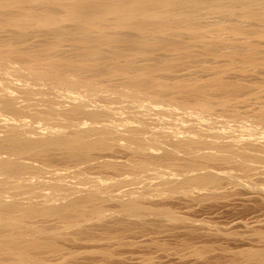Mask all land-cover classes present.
<instances>
[{
	"label": "bare ground",
	"instance_id": "bare-ground-1",
	"mask_svg": "<svg viewBox=\"0 0 264 264\" xmlns=\"http://www.w3.org/2000/svg\"><path fill=\"white\" fill-rule=\"evenodd\" d=\"M47 1H49V0H46V2L40 1L39 3H36V0H0V31H2V29L4 31L6 28L9 29V33H8V31H6L7 32L6 35H8V36H6V39H3V40L1 39V38H3L4 35L2 37H0V57L2 56V58L3 57L7 58V59L6 58L0 59V63L2 62L0 64V116L1 115H3V116L10 115L11 117L13 116L14 118L12 117L11 121H13V119L17 120L18 118L25 117V119L27 118L29 120L28 121L26 119L27 122H34V124L37 123V124L50 125L51 128H49L48 130L56 132L54 134H51V133L47 134L48 130L46 133H44L43 131H45L46 129L45 130L42 129L43 131L41 130V133L39 132L40 135L34 136L31 134L34 130L32 132L28 131V128L26 129L27 125L25 126L23 124L25 127H23V125L19 126L20 124H22L20 121H19V123H20L19 125L10 126L11 128L8 125L6 127V124H5V128H3L4 124L2 125L3 126L2 128L0 127V133L3 132L0 135V264H77L76 263L77 262L76 257H77V253H78L77 251H84L85 247H84V250H81L82 249L81 246H80V249L75 248V246H76L75 242L78 241L76 239H79L82 235H83L82 237H84V238L89 235L88 237H86L87 239H89L90 237L93 238V239L90 238L88 240L89 242L91 240L96 241L94 245L97 244L96 246H98V247H100L99 246L100 244H103L102 241H104L105 238L102 240L101 239L102 237H100V239L102 240L101 241L99 239V237L97 236L99 234L92 233L93 234L92 235L90 233L91 230L97 231V228L95 226H91L93 224L91 221H94L95 219H97L101 223L102 217H103V219H104V217L105 218L111 217L112 219L110 222L117 225V226L114 225L115 226L114 230L119 231V230H121L122 227H124V229H125V227H126L125 224H127V222H126L127 220H128V222L129 221L131 222V220H129V219L123 221L122 220L123 217H124V219L125 218H130V219L134 218V220H135V218H142L144 221L145 217H147V216L158 217V218L163 217V219L166 217V219H167V217L168 216L170 217V214H171V218L172 219L175 218L174 214L176 212L173 211V214H172L171 211L173 209L170 210L168 205H167L168 208L162 207V206H160V207L159 206H156V207L153 206L152 207L149 205V203L147 201L151 200L152 196H154V194H156V192L150 193V190L148 192L147 190L142 189L145 192L138 193L139 192L138 191L137 193H133V192L129 193V194L125 193V195L123 192H121V193H123L122 196H120L121 193H119V192H118V195H114L115 193H113V194L110 193L111 195H108L109 193L102 194V193H100V191H97V190H88V194L83 193V195H81V193L83 192L81 190L82 189V187H81V188H79V190L82 191L81 193L79 192L80 195L77 193L76 194L77 196L76 195L73 196L74 193L67 194L69 192L70 188L68 189L67 187L64 186L65 187L64 189H66V191L68 189V192L66 194L65 193L62 194L61 190H63V188L60 189L61 192L59 191V189H57V190L54 189L56 192L59 191L61 193V195H57L58 197H56V195L55 196L53 195V194H56L55 191H54V193L52 192L53 193L52 194L51 192H48L49 190L48 191L46 190L47 187H49L51 185H49V180L47 179L48 180L47 181L45 179V178H47L45 175L50 174L52 169H55V168H53L54 162L52 159H57V161L62 160L63 162L68 161V162H71L72 164H76L79 166H85V167H90L94 164L98 165V163H99L101 167H104V168L107 167V169L111 168L112 171L114 169V171H118V172L124 171L125 169L126 170L129 169V171L130 170H133V171L136 170L137 171V170H142V168L146 169L145 167L149 168V166H151L150 169H152L154 166L155 167L154 170H158L159 169L158 167H160V168L164 167L167 169V170L164 169L165 171H170V172L172 170L171 168H173V167H174V170H175V168H179V167L182 168L183 167V168H185L183 170L184 172L185 171L192 172L191 170L196 168V165H197L198 161H200V160H205L206 162L208 161V162H211L214 164H216V162L217 163L218 162H220V163L226 162L227 163L228 158L230 159V156H233L232 155L233 153H231L230 156L225 157L223 155V153L221 155H219V154H217L218 152L215 153L214 151H207V150L203 151L202 149H201L202 150L201 151L200 148H203V149L211 148L210 147L211 145L215 147V144L217 142L216 141L213 142L214 140H210V141H208L206 139L204 140L200 137L194 138V137L190 136L189 134L188 135L184 134V133L182 134L180 131H178L176 133L175 132H162V133H160V135L152 134L149 137L146 136L147 138H143L144 136H142V138H139V137H132V136H134V133L136 134L137 132H138L137 134H139L138 136H140V134L143 133L142 131H144V129L141 131L140 130L138 131L135 128H133V129L131 128L130 132H132V136L130 135V137L128 138V143H127L126 142L127 138H125L126 140L124 141V138L122 139V137H121L122 136L121 133L120 134L118 133L117 135H115V133L113 134V131L111 129H109L112 131V132H110L107 128L108 125L107 126H104L103 124L97 125V123H99V122L100 123H106V124H108V122L109 123L113 122V121H111L112 116L109 115L108 113H106L107 111L103 112L102 111L103 109H99L100 105L103 104V103H101V100H97L94 98L96 103L93 104V103H90L87 101L85 102L84 100H83V102H79V103H76L75 101H71V100H67V99L66 100H64V99L60 100V99H56L57 96L55 98L53 96L54 99H49L52 97H47L46 96L47 91L45 92L44 91L45 89L43 91H40L41 88L38 91V93H41V92L44 93L45 92V94L43 96H46L48 99H46V100L44 99L42 101H45L46 103L44 102V104H42L39 102L38 104H36L35 100L34 101L32 100L33 97L31 94H33L35 96L36 95L35 93H37V89L34 90V88L32 89L33 91L31 89L29 90V88L24 89L23 91L20 90V96L22 99V100H20V97L17 96V94H16L19 91L15 88V86H13V84L7 83L8 81L7 82L5 81V79L7 77H10V75H11V73H9L10 75H7V77H6L5 74H2V72L6 73L5 69H6V71L8 69H11V68L12 69L14 68V70H15V68H16V70H19L18 67L22 65V67L24 66V69H22V67L20 69H22L23 71L24 70L30 71L31 73L33 72L38 76V78H41L43 80L48 79V80L58 81V84L59 83L60 84H67V86L70 84H73V83L63 80L65 78L70 77V75H66V76L64 75V77H63V74H65L64 72H66V73L71 72V74L75 73V74H77V76L78 75H94V76H98V77H100L101 75L103 76V74L110 76V73H112L111 75L114 76V73H118V76L121 75V76H123V78L128 77L127 75H129L128 78L132 83L129 80L125 79L129 82L128 85L126 84L127 86L130 85L132 87V86H135L133 84H136L135 87L139 88L140 84L142 85V83H143V86H146L145 88H147V85H149L151 83L150 81H152V79H153V81H154V78L157 80L159 79L155 75L156 72H158L157 71L158 69L160 72V76L163 77V74H161L163 72L162 68L164 69V67H165L164 72H167V67H170V69H174L176 67H173V68H171V67L172 66L178 67V64H181V66H183L190 59H192V60H190L191 62L198 59V58L201 60L202 58H200V56L201 57H204V56H207V57L212 56L213 57L214 56L218 59V61L219 60L222 61L223 57L225 59H226V57L230 58V59H234V60H236L235 62L239 61L238 59H240L241 62H238V64L236 66L241 65L242 61L243 62L245 61L246 63H250V62L253 63L254 68H255V63L258 65L261 63V62L257 63V61L258 62L264 61V53H263L264 49H261V50H263V52L261 50H259L261 45H259L260 40H259V42L256 41L257 37H255L256 39L254 38L253 40L251 38L248 39L245 37L244 38L245 41L248 40L249 43H252V44H249L248 42H246L249 45H246L245 41H244V45L242 44V45L238 46L233 41L235 38L242 35V33L240 34V32H241L240 29L242 28V26L245 27L244 24L246 21L242 22L240 24V25H242L244 23L241 26V28L239 27V29H238V27H236V25L238 26V23L237 24L235 23V25H234L238 29V32L240 35H238L236 37V34L238 32L235 31L236 34H234L232 32H230V34H229V36L232 34L233 38L232 37L229 38L228 35H227L228 38H224L220 33L225 34L226 32H229V31H227V29H225L226 30V32H225L224 27H222V25H221L225 19L222 21V23H220L221 22L220 21L219 22L220 24H218V25L215 24L218 20H214V19L212 20V23L215 24L216 27L218 26L217 28L213 27L214 25L212 24L213 25L212 26L211 23H210L211 28L209 27L210 25L208 26L207 24H204V18H205L206 23H207V20L210 22L208 16H206L209 14V10H208V13H206L205 17H204V13L206 11L205 12L203 11V14L200 12L201 15L203 16L202 21L201 20L200 21L203 22V24L209 28L208 30H206V32H208L210 29H211V31H213V29L217 30L219 28V26H220V28L218 29V31H216V30L213 31V33L210 31L212 33V35L209 34L210 32L209 33L205 32L206 33L205 36L203 34V36L200 37V39L203 40V39H206L208 36H212V37H210L208 42L206 40H204L206 42H202V43L200 42L201 45L197 46V44H196V46L200 47V49H203V51L199 50L200 52L197 54L198 50L196 49V46L193 45L194 42L191 45H189L190 44L189 40L193 41L194 40L193 38H190L189 40L187 39L188 41L184 43V41H186V38H188V37H186L188 34L187 33L188 30L185 31L187 33L185 35L183 33L184 30H186L188 28L192 30L194 28L193 27L194 25H195V30H197L198 33H201L203 30L205 31V29H207L206 26L204 27L205 29H202L204 25L201 24V22H199V24H197L198 23L197 21H199L197 19H199L200 17L196 18V19L194 18L195 16H198V15L200 16V13L198 15H196V13H198L201 10L200 7L197 8L198 11H197V9L195 10V6L197 5L195 3L201 2L202 0H179L180 3L181 2L188 3V4L191 3V5H192L191 6V13H192V10H195V11H193L195 16L192 15V17L191 16L188 17V11L189 10H188V7H186L184 5H183L184 8H182V6L180 5L179 10L181 9L182 13L187 11L185 13V16L181 17L182 14L181 15L179 14L181 11L179 13L176 12L178 10V8L176 7L178 2H176V5H175V1H177V0H74L73 2L71 1V3H65L67 1H65L64 3H61L59 1L58 3H61V4H59L60 6L58 5L60 7V9L59 8L57 9V6H52L51 4L53 2L51 3V2H47ZM216 1L217 0H215V2ZM222 1L226 3V1H228V0H226V1L220 0V2H222ZM230 1H231V3H232V1L234 2V0H229V2ZM249 1H252V0H249ZM249 1L244 0V2H249ZM255 1L256 2H253V3H257L258 0H255ZM173 2H174L173 7L175 10L173 13H175V16L177 13L179 15V16L177 15L178 17H174L173 13H171L172 15H170V13H169L170 11L167 12L168 7L165 8V6H166L165 4L173 5L172 4ZM207 2L208 3L210 2L209 5L212 6L213 3L211 4V2H214V0H210V1L209 0L208 1L203 0L202 1V3H205V5ZM215 2H214V5L212 8H214ZM217 2H218L217 4L220 3L219 1H217ZM236 2L238 3V1H236ZM244 2H243V4H245ZM55 3L56 2H54V4ZM225 3H224V5L223 4L222 5L225 6ZM240 3H241V0H240ZM262 3L263 2H261V4ZM188 4H186V5L189 6ZM200 4L198 3L199 6H200ZM221 4H219V6H222ZM243 4H242V6H243ZM259 4L260 3L258 1V5L255 4V6L257 7V6H259ZM163 5H165V6H163ZM203 5L204 4H201V7H203ZM205 5H204V7H205ZM209 5H206L207 8L209 7L210 9H212ZM226 5H229V3L227 2ZM233 5L234 4L232 3V6L230 5L228 7L234 8ZM235 5H237V4L235 3ZM54 7H56V8H54ZM204 7L202 10L205 9ZM225 7L228 8L227 6H225ZM225 7H223L224 10H225ZM239 7H240V5L239 6L237 5V8L235 6L236 9H238ZM256 7L253 6V9L255 8V10H252V8H251L252 11H249V13H248L250 16L247 15L248 17H246L244 19V20H248L247 18L252 17V22L254 21L253 22L254 25L251 22L252 26H253L252 30H255L254 29L255 26L258 27V26H260V24L264 25L260 22L261 20H263L261 18H264L263 17L264 16V11H263L264 6H260V7H262L260 9L261 10L263 9L262 10L263 12L261 10H256ZM175 8H177V9H175ZM223 8H222V11H223ZM231 8L227 9L228 11L225 10L228 13V15H227V13H225L223 11L224 14L226 15V17L231 15L230 18H232L234 16V15L232 16V14L233 13L236 14L235 12L240 10V9H238V10L234 9V12H233L232 11L233 8L232 9ZM170 9H172V8H170ZM183 9H184V11H183ZM214 9L216 10V8H214ZM245 9H247V8H245ZM249 9H247V10H249ZM60 10L63 12V13L61 12L62 14H59L57 12V11L60 12ZM217 11H218V9H217ZM229 11L230 12L232 11L231 12L232 14H230ZM212 12H213V9H212ZM212 12H210V14L215 15L214 14L215 11H214V13H212ZM218 12H220L219 16L217 14ZM218 12H216L215 16H217L218 18L221 16V18H222L223 13H221L220 7H219ZM244 14L246 15V13H244ZM183 15H184V13H183ZM225 15L223 16L224 18H226ZM242 15H241V18L243 19L244 15H243V17H242ZM25 16L29 17V20H30L29 25L30 26L26 27V26L22 25L24 23V21L21 22V20H24ZM22 17H23V19H22ZM210 17H211V15H210ZM227 18H229V17H227ZM241 18L236 19V20L239 22V20ZM253 18L260 20V21L257 20L259 22L258 23L259 25L255 23L257 21H255ZM27 20H28V18H27ZM219 20H221V19L219 18ZM214 21H216V22L214 23ZM226 21H229V20H226ZM230 21H233V20H230ZM262 22H264V21H262ZM231 23H233V22H231ZM249 23H250V21H249ZM223 24L225 25V22ZM233 24H231V25L233 26ZM26 25H28V24H26ZM178 25H182L184 27V30H182L183 28H181ZM196 25H197V27H196ZM201 25H202V27H201ZM226 25L228 26L227 23H226ZM248 25L249 24L247 22V27H248V29H250L251 24H250V28ZM230 26H228V27L231 28L232 26L231 27ZM179 27L182 31H176L175 32V30H176L175 28H177V30H179L178 29ZM185 27H186V29H185ZM235 27H233V28L235 29ZM198 28H199V30H198ZM200 28H201V30H200ZM221 29H223V31H221ZM242 29H245V28H242ZM248 29L243 30V31L247 32ZM257 29H259V32H261V31L263 32V30H261V28H257ZM195 30H193V31L196 33ZM231 30L234 31L233 29H231ZM170 31H174L175 34L177 32L178 33L182 32L181 37H179V34H177V35H178V39H180V38L182 39V37L184 35L185 36V39L183 38L184 41H182V40L179 41L177 38H174L175 37V35H173L174 33H171ZM199 31H201V32H199ZM214 32H216V33L214 34ZM253 32L254 31H252L250 33L252 34ZM255 32H256V34H255L256 36L261 37L260 35H262V36L264 35V32L263 33L261 32V34L257 30ZM159 33H160L159 36L164 35L163 38H160V37L156 38ZM250 33L248 32L247 34H250ZM2 34H3V32H2ZM156 34H157V36H156ZM165 34L170 35V36L169 37L167 36L166 38H164ZM35 35H36V37H40L41 39L39 38L40 40H36V41L34 39V41H32V42L35 44H33V45L25 43L26 40H27V42H29L31 40V37L28 38L29 36L34 37ZM190 35H191V33H190ZM213 35L216 38L213 39V41H210L212 38H214ZM243 35H246V33ZM172 36H174V37H172ZM192 36L193 35H191V37ZM194 36H195V34H194ZM225 36H226V34H225ZM7 37H9V38H7ZM170 37L173 39H171ZM197 37H198L197 39L195 38L197 40L196 42H198V39H199V36H197ZM202 37H205V38H202ZM167 38L171 39V40H168ZM261 38L264 39V36ZM174 39H177V40H174ZM200 39H199V41H200ZM227 39L228 40L233 39L232 41L234 43H230L232 41L230 40V42H229ZM250 39H251V42L249 41ZM172 40H174V41H172ZM235 40H237V39H235ZM66 41L70 42L69 48H68V46H69L68 42H67L68 46L66 48V44H65ZM254 41H256L257 45L259 46L258 51H256V50L254 51V49H252V47L250 46V45L256 44V42H254ZM186 43H189V44H186ZM27 45H29V46H27ZM249 46L251 48H249ZM194 49H196V50H194ZM193 50L197 51V52H195V54L199 55L198 58L194 54ZM158 51L169 52L174 57H173V59L169 60V57L171 55L168 54L167 55L168 58L166 56H163L164 57L163 60L159 59V61H158V59H156L157 63L154 64L153 63V61L155 60L154 58H158V57H156V56H158V54L156 56H154V55ZM201 52H202V55L200 54ZM162 53L163 52H161L160 55H164ZM262 53H263V55H262ZM165 57H166L167 61H166ZM195 57H196V59H195ZM204 60L205 59L203 58V61ZM211 60H212V58H211ZM226 60L228 61V59H226ZM137 61H139V62H137ZM198 61L196 60V62H198ZM215 61H217V60H215ZM227 61H226V63H229V61L231 62L232 60H229L228 62ZM27 62L31 63V65L30 64L26 65ZM206 62H207V60H206ZM182 63H184V64L182 65ZM219 64H220L219 66H221L220 62H219ZM222 64L224 65L222 67L225 70V66L227 67V64L225 65V62H223V61H222ZM243 64L245 67L249 65V64L245 65V63H243ZM262 64L264 65V62ZM42 65L43 66L46 65L48 68L50 66H51V68L55 67V70H53V71H56L57 68L59 71H60V69H62L63 73L60 76V75H58L59 71H58V73L56 72L57 73V75L55 74L57 76V78H56V76L54 77L52 74H50L52 70H49L47 68V70H49L48 72L50 74V75H48V73L45 72V70L43 71L42 69H39ZM207 66H208V64H207ZM216 66H218V64H216L214 66V68L212 66L210 68L208 67V69L211 70V68H213V70H214ZM244 66L239 67V68H241V69L243 68L242 71H245L246 69H248V67H246V69L244 70ZM204 67H205L204 69L208 70L206 66H204ZM230 67L232 68L231 64L229 65V67H227V69L229 70ZM261 67L262 66L260 64V69H261ZM1 68L4 71H2ZM43 68L46 69V67H43ZM179 68H181V67L179 66ZM216 68H217V69H215L216 72L218 71V69L219 70L221 69L218 67H216ZM249 68H253V66L252 67L249 66ZM258 68L259 67H257V69L255 68L254 70L255 71L260 70ZM263 68H264V66H263ZM12 69H11V72L13 71ZM235 69H236V67H235ZM222 70L223 69H221L219 72L221 73ZM237 70L239 71L238 68H237ZM248 70H246V71H248ZM254 70L251 69L252 72ZM172 71H170L168 73H171ZM176 71H179L178 68ZM198 71H199V69H198ZM200 71H201V69H200ZM263 71H264V69H263ZM159 72H158V74H159ZM219 72L217 73V76H218V74H220ZM230 72L233 74L234 71L233 72L230 71ZM201 73H202V71H201ZM204 73H206V72H204ZM223 73L225 74V72H223ZM223 73H221V75H223ZM242 73H239V74H242ZM256 73H257V71H256ZM6 74H8V73H6ZM53 74H54V72H53ZM73 74H72V76H73ZM123 74L124 75L127 74V75L124 76ZM207 74H209V73H207ZM211 74L213 75V77H215L214 76L215 73L213 74V72H212ZM211 74H209L210 77L212 76ZM227 74H226V77H227ZM147 75H148L150 81H149V79L147 80V77H146L145 79L147 80V82L149 81V83L145 85L144 83H147V82L146 81L144 82L143 77H145ZM164 75H166V74H164ZM58 76H60V77L58 78ZM190 76H192V75H190ZM197 76H199V75H197ZM29 77H27V78H29ZM103 77H102V79H103ZM105 77H107V76H105ZM115 77H117V75ZM167 77H169V76H167ZM175 77H178V74H177V76L175 75ZM22 78H24V77H22ZM109 78H111V77H109ZM192 78L194 79L193 76H192ZM219 78L218 77H217V79H216V77L212 78L215 80H213V81L211 80L212 82L210 80H208V83H206L207 80L202 79V78H200V79L198 78L199 81L202 79V80H204V82L202 80L200 81V82H203V83H201L202 86L200 84H198V85H200L199 88H201L202 90H200V89L199 90L197 89V90L203 91V92H200L201 95H205L203 93L205 91H207V89L209 91H210V89H213V90H215V93L216 92H221V94L225 93L228 96L226 95L227 96L226 97L225 94L222 96L223 97L225 96L229 100V102L231 99H232L231 101H233V97L236 94H238L240 92L244 93V90H245V93H247L246 89H244V87L242 86L243 84L242 85L237 84L236 81L234 82V80L232 81V83H230L231 81H229V83H227L224 80V79H226L225 77L224 78L221 77L223 79H221V78L219 79ZM18 79L20 81L21 78L18 77ZM26 79L24 78L25 81H26ZM112 79H113V77H112ZM118 79H119V77H118ZM160 79H162V78H160ZM184 79H187V78L185 77ZM188 79L185 80V81H187V83H188ZM193 79L190 78V80H193ZM206 79H209V78H206ZM13 80L18 81L17 78H14ZM125 80H122V81L124 82ZM157 80L154 81L155 84H156V82H158ZM38 81H39V79H38ZM175 81H176V83H178V84L174 83L176 85V89H175V85H173L174 91H176V92H179L180 89L183 90L185 88V91H187V93H188L189 91L186 90L187 85L189 88H192V87H190V85H192V86L194 85L195 88L198 87V86H195L196 85L195 83H197V79H196V82H194L195 80L193 81L194 84L188 83V84H186V87L184 85V88H183V86L180 85L183 89L178 86L179 82H181L179 80V78H178L179 82L177 80H175ZM185 81H184V83H185ZM28 82L30 83V80H28ZM34 82L35 81H33V84H34ZM163 82L167 83L164 80H163ZM163 82L161 80H159L158 83L160 84ZM189 82L191 83L192 81H189ZM49 83H51V82H49ZM152 83H151V86L154 85V87H155L156 85H158V86H161V88L165 87V90L170 89L169 86H167L168 88L166 87V85H168V84L163 83V84H165V86L162 84L163 85V87H162V85H159V84L155 85L154 83L152 85ZM184 83L181 82L180 84H184ZM204 83H206V84H204ZM17 84H19V83H17ZM33 84H30V85L32 87H34ZM36 84H39V83H36ZM104 85H106V84H104ZM260 85L262 86L263 84L262 83L259 84L258 89L260 92L257 91L258 90L256 87L257 85H255L257 92L256 91L253 92V89L255 88L254 84H253V87H252L253 89H251V90L255 95H257L258 93L262 94L261 90H260V88H261ZM28 86H26V87H28ZM143 86H141V88H143ZM158 86L156 87V91L159 92V89H161V88H159L157 90ZM173 87H171V88H173ZM262 87L264 88V86H262ZM17 88H19V87H17ZM132 88L135 91V88L134 87H132ZM145 88H143V89H145ZM149 88H150V86H149ZM19 89H21V88H19ZM22 89H23V87H22ZM129 89H130V87H129ZM152 89H153V87L150 88L149 90L148 89L147 90L152 91ZM177 89H179V90L177 91ZM247 89L249 90L250 87ZM140 90L142 91V89H139V91ZM154 90H155V88H154ZM163 90H164V88L160 91L165 93L166 91L165 90L163 91ZM189 90L191 91V89H189ZM193 90L191 92H194V93L190 92L192 94L191 98L196 97V96H193V94L200 96V94H198L199 92H197L195 94V92L197 90H194V91ZM251 90L249 92H251ZM172 91H173V89H171V92L169 91L168 94L172 93ZM183 91H180L179 92L180 94L178 93L176 95L178 97H180L179 95H181ZM136 92H137V90H136ZM176 92L172 93L173 96H176V95H174V93H176ZM249 92H248V94H253L252 92L251 93H249ZM49 93H50V91H49ZM205 93H208L207 95H209L208 91ZM243 93H241V94L243 95ZM121 94H123V93H121ZM126 94H127V92H126ZM129 94L130 93L127 94V97ZM185 94L186 93L184 92L182 95H185ZM191 94H189V96ZM241 94H238L235 97L237 98V96H240ZM248 94H246V95H248ZM41 95H42V93H41ZM47 95H48V93H47ZM125 95H123L124 98H125ZM130 95L132 96V94H130ZM232 95H234V96H232ZM30 96H31V99H30L31 101H29ZM119 96H121V95H119ZM131 96H130V98H132ZM136 96H134V98H136ZM189 96H187V97H189ZM68 97H70V96H68ZM35 98L36 99L38 98L37 100H39V96L35 97ZM76 98H78V97H74V100H76ZM184 98H185V96L183 97V99ZM215 98H216V96H215ZM205 99H206V97H205ZM144 100L146 101V99H144ZM28 101L30 103L32 101L35 102V105L30 104ZM102 101H104V103H105V99ZM134 101H136V100H134ZM142 102H141V104H142ZM146 103H147V101H146ZM204 103H205V101H204ZM106 104H108V103H106ZM109 105H110L109 108H111V103ZM138 105H140V104H138ZM171 105H172V103H171ZM106 106H108V105H106ZM115 109H112V110L115 111ZM262 111L264 112V110H262ZM4 118H6V117H4ZM4 120H6V119H4ZM152 124L154 125L155 123H152ZM33 126H35V125H33ZM36 126H38V125H36ZM78 126H84V128L78 129L79 128ZM38 128L39 127H37V129ZM43 128H44V126H43ZM64 128H71V129H74V131H72V133L70 135H68L66 133V131L68 130L67 129V130H65V133L67 135H64L63 134ZM75 128H77L78 130H75ZM112 129L115 130L114 128H112ZM128 131H129V129H127V132ZM117 132L118 131H116V133ZM34 133H35V131H34ZM123 133H125V132H123ZM222 134H225V132ZM119 135H121V136H119ZM251 140L252 139H250L249 142H247L248 140L244 141V143L246 142L245 144L243 143V140H241V139H240V141H238V143H240L238 145H241V142L243 143L242 147L240 146L242 148L241 153L243 154V156L247 155V154L255 153L257 155L264 157V141L261 140V143H260V141L256 142L255 140H252V141ZM123 141H124V143H123ZM125 143H127L128 145ZM117 144H119V145L124 144V145L129 146L128 149H130L129 150L130 151L129 152L130 158L129 157H128L129 159L126 158L127 161H125V162L123 161L124 163L120 162V164H118L119 162L117 163V161L116 162L111 161L110 158H109L110 160H107L108 158L104 157L105 160H102V161L100 160V158L98 159V157H99L98 153H105V151H107V152L112 151V150H114V147ZM218 144L219 143L216 144V147H218V149H222L221 147H223L225 149L226 144H224L225 147L223 144H219V145ZM127 146H125V147H127ZM231 147H230V152H231ZM213 149H215V148H213ZM234 149H235V147H234ZM160 150L163 152H161ZM158 151L161 153L159 154ZM181 151L184 152V154L188 153L186 156L189 155V157H188V159L186 158L187 160H185V162L183 161L184 163L181 162V163L177 164L174 161V159H177L179 157V154ZM236 151H235V153H236ZM225 152H226V149H225ZM190 153L191 154L197 153L200 155L197 156V154L196 155L194 154L195 155L194 157L196 158V156H197V158L195 159L193 157L194 159H190L192 157V156L190 157V155H191ZM241 153H239V156L242 155ZM226 155H228V154L226 153ZM237 155H235V156H237ZM104 158L102 157L101 159H104ZM209 164L210 163H208V165ZM60 165H63V164H60ZM94 166H96V165H94ZM211 166H212V164H211ZM66 168H68V167H66ZM72 168H73V166H72ZM199 168H200V165H199ZM80 169H79V172H80ZM162 170H163V168L160 171H162ZM66 171H67V169H66ZM54 172H56V170ZM158 172H159V170H158ZM170 172H166V173L170 174ZM172 172H173V170H172ZM65 173H67V172H65ZM159 173L160 174H158V176L163 174L164 171L162 173L161 172H159ZM181 174L183 175L182 171H181ZM230 174H231V172H230ZM61 175H62V173H61ZM188 175L181 176V175H179V173H178V175H173V178H174L173 180L176 182L175 186L172 185V187L164 189L162 191V193L160 194L161 197L163 194H164L163 196H166L170 192H174L176 194L177 192H180L181 189H186V190L189 189V192H191V190H193V189H194V191H196L195 189H199L200 192H201V190H203V193H204V190L205 191L209 190L210 192L215 193L217 190L220 191L219 189L222 188V186H224L223 184H224V181H226V179L229 180V178H226V179L222 178L220 173H217V172L214 173V172L209 171V170L202 172L198 175L196 174L197 176L196 175L195 176H192V175L188 176ZM51 176H52V174H51ZM223 177H224V175H223ZM234 177H235V175H234ZM159 178H160V176H159ZM63 180H65V178ZM158 180L160 181L161 179H158ZM162 181H164V180L162 179ZM232 181H235V180H232ZM52 183H53V181H52ZM149 183L151 184L152 182H149ZM165 183H166V181H165ZM231 183L233 184L234 182H231ZM58 184H59L58 186H60V188H61V185L62 186L66 185L63 183H58ZM153 184H154V182H153ZM69 185H66V186L70 187ZM148 186L151 189L154 185H152V187H151L148 184ZM163 186L165 187V185H163ZM77 188H78V186H77ZM134 188H136V187H134ZM160 188H161V186H160ZM224 188H223V190H224ZM72 189L74 191L75 188H71L70 192L72 191ZM132 189L133 188H131V190ZM136 189L134 192L137 191ZM146 189H148V188H146ZM45 190L47 191L46 192L47 194L51 193L53 196L47 195L45 193ZM51 190L52 189H50V191ZM86 190L87 189H85V191ZM142 190H140V191L142 192ZM66 191H64V192H66ZM89 191H91V193H89ZM151 191H154V189H152ZM194 191H192V192H194ZM101 192H102V190H101ZM106 192H107V189H106ZM222 193H224V192L222 191ZM205 194L207 195V193H205ZM210 194H212V193H210ZM217 194H218V192H217ZM70 195L72 196V198L69 197ZM206 195H204V196H206ZM214 196H216V195H214ZM157 197H155V198L157 199ZM109 201L114 202L111 204H114L115 207H113V208H111L112 206L108 207ZM111 204L109 202V206ZM109 211H111V212H109ZM150 218H148V219H150ZM182 218L183 217H181V219ZM97 220H95V223ZM134 220H132V222ZM136 221H138V220H136ZM143 221L141 220V222H143ZM168 221H169V219H168ZM90 222L92 224H90ZM139 222H140V220H139ZM141 222L139 223V225L141 224ZM40 223L41 224L43 223L44 225H41ZM57 223H61L62 227H60V225ZM131 223H130V225H131ZM109 224H107V225H109ZM136 224H138V223L136 222ZM144 224H146V223H144ZM95 225H97V224H95ZM98 226L99 227L101 226L100 229H102V226H104V225H102V223H101ZM114 226L111 225V227H114ZM118 226L120 227V229ZM117 227L119 230L117 229ZM128 227L129 226H127V229L132 228V226H131V228H128ZM103 228H107V226L103 227ZM108 229H110V228H108ZM94 231H91V232H94ZM100 231H102V230H100ZM121 232H123V231H121ZM116 233H118V232H116ZM116 233H115V235L113 234V236L116 237V235H118V234L120 235V233H118V234H116ZM259 233H261V232H258V234L257 233H255V234H257L260 237ZM94 234H96V236H94ZM108 234L111 236V237H109V239L113 237L112 233H108ZM261 235H263V237H264L263 232L261 233ZM106 237H108V235ZM86 238L84 239V241H86ZM121 238H123V237H121ZM106 239L108 241V238H106ZM98 240L101 241L100 244L98 243ZM112 240L116 241L117 237L115 239L112 238ZM118 240H120V237L118 238ZM123 240H121V241H123ZM84 241L82 240L79 242H84ZM111 242H113V241H111V239H110V243ZM123 242H121V243H123ZM70 243H73L74 246L73 245L69 246L68 244H70ZM118 243H119V241H118ZM127 243H128V241H127ZM127 243H126V245H127ZM91 244H92V242H91ZM123 244L125 245V243H123ZM156 245H158V244H156ZM103 246L100 248L96 247L95 249L91 250V251H103L104 262L102 261V263L101 262L100 263L95 262V263L96 264H113V262H114L113 260H112L113 261L112 263H109V260H111L113 257H115V255L113 254V251H111V249H113L112 248L113 246L111 245L110 246L111 248H109V245L107 246V244L105 247H103ZM121 246H123V245H121ZM188 246L189 245L187 243L186 244L181 243V245L179 246L180 249L178 248V250L185 249L186 247H187L186 249H188ZM77 247H78V244H77ZM160 247H162V246H160ZM189 247H191V246H189ZM258 247H260V246H258ZM193 250H195V248H193ZM198 250H195L194 253H196V255L199 256L200 249H198ZM145 255H147V254H145ZM120 256H119V258H120ZM151 256H143L145 258L141 261V264H149L151 261H153L152 260L153 258H150ZM236 256H238V259H236V261H231L228 264H264V247L263 248L262 247H260V248L255 247V248H249V249L246 248V249L238 250L236 252ZM115 259H117V258H115ZM123 260H124V258H123ZM125 260H126V257H125ZM117 261H118L117 263H119V260H117ZM93 263L94 262H92V264ZM117 263H115V264H117ZM121 264H123V263L121 262Z\"/></svg>",
	"mask_w": 264,
	"mask_h": 264
},
{
	"label": "rangeland",
	"instance_id": "rangeland-1",
	"mask_svg": "<svg viewBox=\"0 0 264 264\" xmlns=\"http://www.w3.org/2000/svg\"><path fill=\"white\" fill-rule=\"evenodd\" d=\"M37 1L38 0H36V3H39L40 1L46 2V0H39L38 2ZM59 1L61 3H64L65 1H67L65 3H71V1L73 2L74 0H57V1L56 0H49L47 2H51V3L53 2L52 4L51 3L50 4L52 6H57V9L58 8L60 9V7H59L60 5L59 4H61V3H58ZM202 1L198 2V3L199 4L201 3V4L205 5V3H202ZM217 1L220 2V0H217ZM217 1L215 2V0H214V2H215L214 8H216V10L214 8H212L213 5H214V2H211V4L213 3L212 6L209 5L210 2L209 3L207 2L208 4L206 3V5H209L213 9V12H212V9H210L209 7L207 8L206 5H205V7L203 5V7L205 9L202 10L203 7H201V4L199 6L198 3H195V4L198 5V6L196 5L197 7L194 5L195 6V10L198 7H200V9H201V10L199 9L200 11L198 13H196V15H198L200 12L203 14V11L204 12L206 11L204 13V17H205L206 13H208V10H209V14H210V12L214 13V11H215L214 14L216 15V12L219 11V7H220L221 13H223L222 15L224 16L225 15L224 12L227 13L226 12V11H228L227 9L231 8V7H228V6H230V5L232 6V3L234 4L233 5L234 8L233 7H232L233 9L231 8L233 12H234V9L235 10L240 9V10L236 11L235 12L236 14H234V13L232 14L231 13L232 11L231 12L229 11L230 14H232V16L233 15L234 16L232 18H230L231 15H229V16H227L229 18H227L226 15H225L226 18H224L222 16L223 19L220 16L219 18L221 20H219V18L217 16L213 15V14H210L211 17H212L211 18L210 15L208 14L206 16H208L210 22L207 20V23H206L205 18H204V24H207L209 26L210 23H211V25H212L213 24L212 20L214 19V20H218L217 22L214 21V23L216 22L215 24L218 25V24L222 23V21L225 19L223 21V23L225 22V25L223 23L221 25H222V27H224V30L227 29V31H229V32H226V30H225L226 33L225 32L224 33L226 34V36L223 33H220V34L224 38H228L230 32L236 34V32H238L239 27L241 28V26L244 23L242 25H240V24L242 22L246 21L245 24H244L245 27L242 26V28H245V29H242V28L240 29L241 30L240 34L242 33V35L238 36V35H240L239 32H238L236 34V37L237 36L238 37L235 38L237 40H235V39L234 40L230 39V40L231 41L233 40L235 42V44L239 46V45H242V44L244 45V41H245L244 38L245 37L248 38V39L251 38L252 40L255 37H257L258 40L256 38L255 39L258 42L260 40V42H259V45H261L260 48L257 45L256 41H254V42H256V44H253L254 46L253 45H250V46L252 47V49H254V51L255 50L258 51V48H259V50L264 49L263 48L264 47V39L261 38L264 35L263 36L260 35L261 37L255 35L256 34V32H255L256 30L259 32V29H257V28H261V30H263V32H264V28H263L264 25L260 24L261 27L260 26H258V27L255 26V28H254L255 30H252V27H253L252 23L254 22V21L252 22V17L247 18L248 20H244L246 17H248L247 15H249L248 14L249 11L255 10V8L253 9V6L256 7L255 4L258 5V1H259L260 4H259V6H257L258 8L256 7V10H261L260 8H262V7H260V6H264V1L263 0H261V1L258 0L257 3H253V2H256V1L252 0L253 1L252 2V1L248 0L249 2H244V0H241V3H240V0H234V2L232 1V3H231V1L229 2V0L228 1L224 0V1H226V3L223 2V1H222L223 3L222 2L219 3V4L222 3L223 5L225 3V6H227L228 8H226L222 4H221L222 6H219V4H217L218 3ZM236 1H238V3ZM54 2H56V3L54 4ZM176 2H178L177 5H176ZM227 2L229 3V5H226ZM243 2L245 4H243ZM261 2H263L262 3L263 5L261 4ZM179 3H180L179 0L175 1V5L178 8V10L176 12L179 13L181 11V9L179 10L180 5L182 6V8H184L183 7V5H184V6L188 7V10H189L188 11V17L189 16L192 17V15H194L193 11H195V10H192L193 14L191 13V6H192L191 3L190 4L184 3V2H181L182 4L181 3L179 4ZM235 3L238 6L240 5V7L238 9H236L237 5H235ZM172 4L173 5H169V4H165L166 6L163 5V6H165V8L168 7L167 8L168 9L167 12L170 11L169 12L170 15H172L171 13H173L175 11L174 7H173L174 6V2ZM186 4H188L190 7L187 6ZM242 4H243V6H242ZM235 6H236V8H235ZM221 7L222 8L225 7L226 11L223 8V11H224L223 12ZM54 8H56V7H54ZM170 8H172V9H170ZM177 8H175V9H177ZM245 8H247V9L250 8V9L247 10ZM251 8H252V10H251ZM217 9H218V11H217ZM183 11H184V9H183ZM197 11H198V9H197ZM57 12L59 14L63 13L61 10H60V12L59 11H57ZM186 12L187 11L183 12L184 15H183L182 11L179 14L180 15L182 14L181 17H183V16H185ZM201 13H200V16L199 15L198 16L194 15L195 17L193 16L195 19L200 17L199 19H197L199 21L196 20L198 22L197 24H199V22H201L202 19H203V16L201 15ZM219 13L220 12L217 13L218 16H219ZM244 13H246V15ZM242 14L244 15L243 19L241 18ZM173 15H174V17H178L179 16L177 13H176V16H175V13H173ZM227 15H228V13H227ZM243 15H242V17H243ZM27 18H28V20H27ZM239 18H241L242 20L240 19L241 21L239 20V22H238L236 19H239ZM22 19H23V17H22ZM253 19L255 21L259 20V19H256V18H253ZM261 19H263V20H261V21L259 20V21L262 24H264V22H262V21H264V18H261ZM226 20H229V21H226ZM230 20H233V21H230ZM22 21H24V23L22 25H24L26 27L30 26L29 25L30 24L29 17L25 16L24 20H21V22ZM249 21H250V23H249ZM231 22H233L234 24L231 23ZM247 22L249 24L248 25L249 28H250V24H251V28L250 29H248V27H247ZM226 23L228 24V26H230L231 24H233V26L231 25L232 27L230 26L231 28H229L226 25ZM235 23L236 24L238 23V26L236 25V27H238V29L234 26ZM255 23L258 24L259 22L257 21ZM26 24H28V25H26ZM201 24H203V22H201ZM215 24H213L214 26L213 25L212 26L217 28L218 26L216 27ZM211 25L209 26L210 28H211ZM253 25H254V23H253ZM178 26H180L181 28H183L182 30H184V27L182 25H178ZM205 26L206 25H204L202 29H205L204 28ZM180 27L178 28L179 30H177V28H175L176 29L175 32L176 31H182L180 29ZM193 27L194 28L192 30L189 29V28L186 29V27H185L186 30H184L183 33H184V35L188 33L187 36H186V37H188V38H186V41L183 40V38L185 39L184 35H183L182 39L181 38L178 39V35L177 34H179V37H181L182 36L181 35L182 32H179V33L177 32L176 34L174 33V31H170V32L174 33L173 35H175V37L174 36H172V37L177 38L179 41L182 40V41H184V43L187 42L190 38H193L194 39L193 41L189 40L190 44L189 43H186V44L191 45L194 42L195 44L193 43V45H195V46H196V44H197V46L201 45L200 42L201 43L202 42H206V41L208 42L210 37H212V36H208L207 35L209 38L207 37L206 39L201 40L200 37L203 36V34L205 36L206 33H209L211 31V29L208 32H206V30L209 29L206 26L207 29H205V31L204 30L202 32L199 31V32L202 33L201 34V33H198L197 30H195V25ZM196 27H197V25H196ZM201 27H202V25H201ZM233 27H235L236 30ZM219 28H220V26H219ZM218 29L217 30L213 29V31H215V30L218 31ZM231 29H233L234 31H232ZM247 29H248L247 32L243 31V30H247ZM187 30H188V32L186 33L185 31H187ZM193 30H195L196 33ZM198 30H199V28H198ZM200 30H201V28H200ZM4 31H3V29H2V31H0L1 32L0 33V35H1L0 37H2L4 35L3 38H1L2 40L6 39V36H8V35H6V33H7L6 31H8V33H9V29L6 28ZM213 31H211V32L213 33ZM221 31H223V29H221ZM252 31H254V32L251 34L250 32H252ZM2 32H3V34H2ZM211 32L209 33L210 35H212ZM244 32L246 33V35H243V34H245ZM248 32L250 34H247ZM261 32H259V33L261 34ZM190 33H191V35H193L192 37H191ZM215 33L216 32H214V34ZM194 34H195L196 37L194 36ZM159 35H160V33L158 34V36L156 34V36H157L156 38H158V37L163 38V36H164V35L163 36H159ZM167 36L169 37L170 35H166L165 34L164 38H166ZM197 36H199V39H200V41L198 39L199 43L196 42L197 41L196 39L198 38ZM30 37H31V40L29 39L30 40L29 42H27V40H26L25 41L26 44L33 45V44H35V43L32 42V41H34V39H35V41L41 39L40 37H36V35L34 37L33 36H29L28 38H30ZM213 37L214 38H212L210 41H213V39L216 38L214 35H213ZM231 37L233 38L232 34L229 36V38H231ZM7 38H9V37H7ZM202 38H205V37H202ZM171 39H173V38H171ZM171 39H168V40H171ZM177 39H174V40H177ZM251 39L249 40L250 42H251ZM174 40H172V41H174ZM204 40H206V41H204ZM230 40H228V41L230 42ZM233 41L230 42V43H234ZM67 42H68L69 46L67 45ZM246 42H248V40L245 41L246 45L252 44V43H249V42H248L249 44H247ZM65 44H66V48H67V46H68V48L70 47V42L69 41H66ZM27 46H29V45H27ZM197 46H196V49L198 50V52L194 51V50H196V49H194L193 50L194 54H195V52H197V54H198L201 50L203 51V49H200V47H197ZM250 46H249V48H251ZM261 51L263 52V50H261ZM161 52H163L162 54H164V55H160ZM263 53H262V55H263ZM157 54H158V56H156ZM168 54L171 55V53H169V52L158 51L154 55V56H156L158 58H154V59L155 60L158 59V61H159V59L163 60L164 59L163 56L167 57ZM197 54H195V55L198 58L199 55H197ZM200 54L202 55V52ZM166 57H165V59H166ZM173 57L174 56L171 55L169 57V60L173 59ZM208 57L207 56H204V57L200 56V58H202L201 60L199 58L196 59V57H195V59L197 61L199 60L198 62H196V60H194V61H192L193 62L192 63L190 61L192 59H190L187 62L185 61L186 64L182 63V65L184 64L183 66H181V64H178V67L177 66H172L171 68L176 67L174 69H170V67H167V72H164L165 71L164 70L165 67H164V69L162 68L163 72L161 73V74H163L164 78L162 76H160V72H159V69H158L157 71L159 72V74H158V72H156L155 75L159 79L157 80V79L154 78V81L157 80L159 82V80H161L163 82V80H164V81L167 82V83L163 82L165 84H168V85H166V87L169 86L170 89H167V90H165V87H163V85L165 86V84H163V83L159 84L158 82H156V84H159V85L163 84L162 87L166 91L165 93L160 91L163 88H161V86L156 85L154 83L153 79H152V81H150L148 75L143 77L144 78V82L145 81L147 82V80L149 79V81L151 83L153 82L156 86L154 87L153 83H152L153 86H151V83H150L149 85H147V88H145L146 86H143V83H142V85L141 84H140V86L138 85L139 88H136L135 87L136 84H133V85H135V86H132V87L135 88V91H134L133 88L130 85L127 86L129 84V82L127 81V80H129V78H128L129 75H127V74H125V75H127L128 77H125V78H123V76H121V75L118 76V73H114V76L111 75L112 73H110V76L103 74L104 77L101 75L103 77V79H102L101 76L100 77L94 76V75H78L77 76V74H75V73H74L75 75L72 73L73 74V76H72L71 72L67 71L68 73L64 72L65 74H63V77H64V75L65 76L66 75H70L71 78L69 77V78H65L63 80L73 83V84H70V85L67 86V84H60V83L58 84V81L48 80V79L47 80H43L41 78H38V76L35 73H33V72L31 73L30 71H27V70H24L25 71L24 72L22 70V69H24V66L22 67V65L18 67L19 70H16V68H15V70H14V68L13 69L11 68L13 70L12 72H11V69H8L7 71L5 69V72L8 73V74L2 72V74H5L6 77H7V75H10L9 73H11L10 77H7L5 79V81L6 82L8 81L7 83L13 84V86H15V88L19 91L16 94H17V96L20 97V100H22L21 96H20V90L23 91L24 89H28V88H29V90L30 89L32 90L33 88H34V90L37 89V93H35L36 95L38 94L37 96L36 95L34 96L33 94H31L32 97H33L32 100L33 101L35 100L36 104H38L39 102L44 104L45 101H42V100L48 99L47 97H52V98H49V99H54L56 96H57L56 99H60V100L61 99L62 100L63 99L66 100L67 99V100L75 101L76 103L83 102V100H84L85 102L87 101V102L95 104L96 102H95L94 98L97 99V100H101V103H103V104L100 105V107L98 106L99 109H103L102 110L103 112L107 111L106 113H108L109 115L112 116L111 121H113V122H110V123L108 122V124L100 123V122L97 123L96 122L97 125L98 124H101V125L103 124L104 126L108 125V127H107L108 130L111 129L113 131V134L115 133V135H117L118 133L119 134L121 133L122 136L121 135H119V136H121L122 139L124 138V141L126 140L125 138H127V140H126L127 143H128V138L130 137V135L132 136V132H130L131 128L132 129L135 128L138 131L139 130L141 131V130L144 129V131H142L143 133L140 134V136H138L139 135V134H137L138 132L136 134L134 133V136H132V137H139V138H142V136H144L143 138H147V137L151 136L152 134L160 135V133H162V132H175L176 133V132L180 131L182 134L183 133L187 134V135L189 134L190 136H192L194 138H199L200 137V138H202L204 140L205 139L208 140V141L214 140L213 142L216 141L219 144H223V145L226 144V147L224 145V147L226 149V152H225V149L223 147H221L222 149H218V147H216L217 143L215 144V147L211 145L210 146L211 148H206V149L200 148V150L202 149L203 151H206V150L207 151H214L215 153L218 152L217 154H219V155H221L223 153V155L225 157L226 156H230V154L233 153L232 154L233 156H230V159L228 158V162L227 163L226 162H224V163H220V162L217 163L216 162V164H214V163H211V162L207 161L208 163H210L208 165V163L205 160H200V161H198V163L196 165V168L191 170L192 172H187V171L184 172L183 170L185 168H183V167L182 168H180V167L179 168H175V170H174V167H173V168H171L173 170V172H172V170H171V172L170 171H165L164 169H166V168H164V167H161V168L158 167L159 169L158 168L157 169L159 170V172L162 173L164 171L163 174L159 175L160 178L158 176V174H160V173L158 172V170H154L155 169L154 166H153L152 169H150L151 166H149V168L145 167L146 169L142 168V170H137V171L136 170H134V171L130 170L129 171V169H127V170L125 169L124 171H119L118 172V171H114V169L112 171L111 168L107 169V167L106 168L101 167L99 163H98V165L94 164L96 166L92 165L90 167H85V166H79V165H76V164H72L71 162H68V161H64L63 162L62 160H58L57 161V159H52L53 162H54V167L53 168H55V169H52V171H51L52 173L50 172V174L45 175L47 177L45 179L46 180L48 179L49 180V185H51L53 187L52 188L51 186H49V187H47V189L45 188L47 191L49 190L48 192H51V193L53 192L54 193L55 190L59 189V191H60V189H62V188H63L64 191H66V189H64L65 187H67L68 189L69 188L70 189L71 188H75V189H74V191L72 189L71 192H70V189H69V192H68V189H67L66 192L61 190L62 194L63 193L66 194L67 192H68L67 194L74 193L73 196H75L77 193L79 194V192L81 193L82 191L83 192L81 193V195H83V193H87L88 194V190H97V191H100V193H102V194L109 193L108 195H111L113 193H115L114 195H118V192L119 193L123 192L124 195H125V193H128V194L132 193V192L133 193H137L138 191H139L138 193H143V192H145L143 190H147L148 192L150 190V193L151 192H153V193L156 192V194H154V196H152L151 200L147 201L150 206H152V207L153 206L154 207H156V206L167 207V205H168L170 210L173 209L171 211L172 214H173V211L176 212L174 214L175 218H173V219L171 218V214H170V217L169 216L167 217V219H166V217L163 219V217L162 218H158V217L147 216V217H145L144 221H143L142 218H135V220H134V218H131V219L130 218H125L124 219V217H123V219H122L123 221L127 220V219L131 220V222H132V220H134V221L132 223L129 221L131 223V225H130V223L127 220L126 222H127L128 225L125 224L126 225L125 229H124V227H122L121 230H119L120 227L118 226L119 229L117 227V229L119 231H117V230L115 231L114 230L115 226H117V225L110 222L111 219H112L111 217H106V218L104 217V219H103V217L101 218V223H102V225H104V226H102V229H100L101 226L100 227L98 226L101 223L97 219H95V220L98 221V222L96 221V223H95V220L91 221L93 223L92 224L90 222V224H92L91 226H95L97 228V231L96 230L95 231L91 230V231H94V232L90 231V233L91 234L92 233L99 234V235H97L99 237V239H100V237H102L101 238L102 240L105 238L104 241H102L100 239L103 242V244H100L101 241L98 240V243L100 244L99 246L102 247L104 245L103 247H105L106 244H107V246L109 245V248H111L110 247L111 245L113 246L112 247L113 249H111V251H113V254L115 255V257H113L111 260L108 259L109 263H112L114 261L113 264H115V263L118 262L117 260H119V263H117V264H121V262L123 264H141V261L145 258L143 256H151L152 255L150 258H153L152 259L153 261H151V262L149 261L150 262L149 264H220V263L221 264H224V263L228 264L231 261H236V259H238V256H236V252L238 250H242V249H246V248L249 249V248H255V247L256 248H260V247L263 248L264 247V242H263L264 241L263 240L264 237H263V235H261L262 232L264 233V157H262L260 155H257L255 153L247 154V155L243 156V154L241 153L242 152V148L241 147H242V144L244 143V141L248 140L247 142H249L250 139L255 140L256 142L260 141V143H261V140L264 141V112L262 111V110H264V94H263L264 93V91H263L264 88L262 87V86H264V71H263V69H264L263 66L264 65L262 64L264 61H259V62L257 61V63L261 62L260 64L262 66L261 67L262 70L260 69V64L258 65V64L255 63V68L257 69V67H259L258 69H260V70H256L257 71V73H256V71L254 70L255 69L254 65L251 62L250 63H246L245 61L244 62L242 61V63H241L242 66H244L243 63H245V65L249 64L248 66H246V67H248L249 70L246 69V67L244 66V70L246 69L248 71H246V70L242 71L243 68L242 69L239 68V67H242L241 65L236 66L238 64V62H241L240 59H238L239 61L235 62L236 60L226 57V59H228V61L229 60L233 61V62L229 61V63L231 64L232 68L230 67L229 70H228L227 67H229L230 64L226 63L227 60L223 57L225 60L222 58V61L225 62V65L227 64V67L225 66V70H224V68L222 67V66H224L223 65L224 63L222 64L221 60L218 61V59L216 57H214V56L213 57L210 56L209 58ZM1 58H2V56L0 57V59ZM4 58H6V57H3L2 59H4ZM203 58L205 59L204 61H203ZM211 58H212V60H211ZM155 60L153 61L154 64L157 63V60L156 61ZM206 60H207V62H206ZM215 60H217V61H215ZM166 61H167V59H166ZM137 62H139V61H137ZM219 62L221 63V66H219L220 65ZM27 64L31 65V63H28V62L26 63V65ZM207 64H208V66H207ZM216 64H218V66H216V67L223 69L221 71V73L225 72V74L223 73V75H221V73L219 72L221 69L220 70L218 69V71L216 72V70H215V69H217L216 67L213 70V68H214V66ZM46 65L45 66L42 65L43 67H46V69L43 68L42 66H41L42 68L39 66L40 67L39 69H42L43 71L45 70V72H47L48 75L52 74L55 77L57 75L58 71H59L58 68L56 69V71H53V70H55V67L51 68V66L49 65L50 67L48 68ZM179 66L181 68L183 67L182 68L183 70L181 68H179ZM204 66H206L207 69H208V67L210 68V67L213 66V68H211L212 71L210 69H208L210 71L209 72L208 70L204 69L205 68ZM249 66L250 67L253 66V68H249ZM21 67H22V69H20ZM235 67H236V69H235ZM47 68L49 70H52L50 74H49V72H48L49 70H47ZM177 68H178L179 71H176ZM237 68L239 69V71L237 70ZM198 69H199V71H198ZM200 69H201L202 73H201ZM251 69L254 70V71L252 72ZM2 71H4V70L2 69ZM61 71H62V69H60L59 74H58L60 76L63 73V71L62 72ZM170 71H172V72L168 73ZM230 71H232V72L234 71L233 74ZM53 72H54V74H53ZM204 72H206V73H204ZM212 72H213V74L214 73L216 74V75L214 74L216 79H217V77L219 78L221 76L223 78L224 77L226 78L224 80L227 83H229V81H231L230 83H232V81L234 80V82L236 81L237 84H241V85L243 84L242 86L244 87V89H246L247 93H245V90L243 89L244 93L243 92L238 93V94L243 93V95L241 94L240 96H237V98L235 96L238 95V94H236V95L234 94L235 96L232 95V96H234L233 97V101H231L232 100L231 99L232 97H231L230 98L231 99L230 102L226 98L228 96L227 94H225V93L221 94V92H216L215 93V90H213V89H210V91L207 89V91L209 92V95H207L208 93H205L207 91H205L203 93L205 95H201L200 92H203V91H198V90L199 89L202 90L201 88H199L200 85L202 86L201 83L204 82V80H202V79L207 80L206 83H208V80H210V81L211 80L212 81L215 80V79H212V78H215L211 74ZM218 72L220 74H218V76H217ZM207 73L211 74L212 76L210 77V75L207 74ZM239 73H242V74H239ZM164 74H166V75H164ZM174 74L176 76L178 74V77H175ZM226 74H227V77H226ZM116 75H117V77H115ZM190 75H192L194 77V79ZM197 75H199V76H197ZM60 76H58V78ZM105 76H107V77H105ZM108 76L111 77V78H109ZM167 76H169V77H167ZM18 77L21 78L20 79L21 82L19 81ZM22 77H24L25 79L27 77H29L30 79L27 78L26 81H25L24 78H22ZM112 77H113V79H112ZM118 77H119V79H118ZM146 77H147V80L145 79ZM185 77L187 79L189 78L188 79V83L189 84H194L193 81L195 80L194 82H196V79H197V83H195L196 84L195 86H198V87L195 88L194 85L193 86L190 85V87H192V88L194 87L193 88L194 90L198 89L195 92V94L197 92H199L198 94H200V96L193 94V96H196V97H192L191 98V96H192L191 93H194V92H191L193 89L189 88L188 85L186 87V84H188V83H187V81H185V80H187V79H184ZM197 77L199 79L202 78L201 80L203 82H200L201 80L199 81ZM14 78H17L18 81L13 80ZM56 78H57V76H56ZM160 78H162L163 80L160 79ZM178 78H179V80L182 83H184V81H185V83L184 84H180L181 82L178 81ZM190 78L193 79V80H190ZM206 78H209V79H206ZM223 78H221V79H223ZM38 79H39V81H38ZM125 79H127V80H125ZM28 80H30V83L28 82ZM122 80H125V81L123 82ZM175 80H177L179 82L178 86L180 88H182L181 86H183V88H184V85H185L186 90H188L189 92L187 93V91H185V88L184 89L182 88L184 91L181 90V89L180 90L177 89V91L179 90V92L183 91L182 94L184 92L186 93L185 95L181 94V95H179L180 97H178L176 94H178L179 92L174 91V87H173V85L178 84V83H176ZM33 81H35L34 84H33ZM149 81L147 83H144V84L145 85L148 84ZM189 81H192V82L190 83ZM49 82H51V83H49ZM17 83H19V84H17ZM36 83H39V84H36ZM206 83H204V84H206ZM261 83L263 84L262 86L260 85V87H261L260 90H261L262 94H259V93L257 94L256 93L257 95H255L253 92H255L258 89L259 84H261ZM30 84H33L34 87H32ZM104 84H106V85H104ZM198 84H200V85H198ZM253 84H254V87H255V85H257L256 86L257 89H256V87L254 89L252 88ZM16 86L21 88V89L17 88ZM26 86H28V87H26ZM141 86H143V88H145V89L141 88ZM149 86H150V88L153 87L152 91L151 90L148 91L150 89ZM157 86H158L157 90L159 88H161V89H159V92L156 91V87ZM170 86L173 87V88H171ZM22 87H23V89H22ZM129 87H130V89L131 88L132 89L130 90ZM249 87H250V89L248 90L247 88H249ZM40 88H41V90H40ZM154 88H155V90H154ZM139 89H142V91L141 90L139 91ZM171 89H173L172 93L176 92V93H174V95H176V96H173L172 93L168 94L169 91L171 92ZM175 89H176V85H175ZM189 89H191V91ZM251 89H253V92H252ZM39 90L40 91L44 90L45 92L47 91V93H48V95L46 93L47 97L43 96L45 94V92L44 93L41 92L42 95H41V93H38ZM136 90H137V92H136ZM250 90H251V92L253 94H248V92ZM49 91H50V93H49ZM257 91L260 92L259 89ZM126 92H127V94L128 93L132 94V96L129 94L128 97H127ZM251 92H249V93H251ZM121 93H123V94H121ZM189 94H191V95L189 96ZM224 94H225V96L226 95L227 96L223 97L222 95H224ZM246 94H248V95H246ZM119 95H121V96H119ZM123 95H125V98H124ZM133 95L134 96L137 95L136 98H134ZM186 95L189 96V97H187ZM38 96H39V100H37L38 98L37 99L35 98V97H38ZM53 96H54V98H53ZM68 96H70V97H68ZM130 96L132 98H130ZM184 96H185V98L183 99ZM215 96H216V98H215ZM74 97H78V98H76V100H74ZM205 97H206V99H205ZM30 99H31V96L29 97V101H31ZM104 99H105V103H104V101H102ZM144 99H146L147 103H146V101ZM134 100H136V101H134ZM204 101H205V103H204ZM32 102L31 103L29 102V103L32 104V105H35V102H33V103ZM141 102H142V104H141ZM106 103H108V104H106ZM110 103H111V108H109V106H110L109 104ZM171 103H172V105H171ZM138 104H140V105H138ZM106 105H108V106H106ZM112 109H115V111H113ZM1 116H0V127L1 128L3 127L2 126L3 124H4L3 128H5V124H6V127H7V125L9 127L10 126H14V125H19L20 124L19 121H20L22 124H20L19 126H22L23 124L25 126L27 125L26 129L28 128V131H31V132L33 130L35 131V133H34V131L31 133L34 136L40 135L42 129H44V130L46 129L45 131L42 130L44 133H46L47 130L49 128H51L50 125L37 124V123L34 124V122H27L28 119L26 118L27 119L26 120L25 117L18 118L17 120L13 119V121H11L13 116L12 117L10 115H5V116L1 115ZM4 117H6V118H4ZM4 119H6V120H4ZM152 123H155V124L153 125ZM24 125H23V127H25ZM33 125H35V126H33ZM36 125H38V126H36ZM43 126H44V128H43ZM37 127H39L38 128L39 130L37 129ZM78 127H79L78 129L84 128V126H78ZM112 128H114L115 130H113ZM78 129L75 128V130H78ZM127 129H129L128 132H127ZM63 130H64V133H63L64 135H67V134L70 135L72 133V131H74V129H71V128H64ZM65 130H67L66 131L67 134L65 133ZM111 130H109V131L112 132ZM116 131H118V132L116 133ZM123 132H125V133H123ZM221 132L222 133L225 132V134H222ZM2 133L3 132H1L0 135ZM50 133L54 134L56 132L48 130L47 134H50ZM240 139L243 140V143L241 142V145H238V144H240V143H238V141H240ZM124 141H123V143H124ZM127 143H125V144H127ZM127 145H124V144L123 145H121V144L119 145V144H117L114 147V150H112V151H108V152L105 151V153H98L99 154L98 155L99 156L98 159L100 158V160L102 161V160H105V158H108L107 160L111 159V161H115V162L117 161V163L119 162L118 164H120V162L124 163L125 161H127L126 158L127 159L130 158V154H129V152H130L129 150L130 149H128L129 146H127ZM228 145L232 146V147L230 146L231 147V152H230V147ZM125 146H127V147H125ZM234 147H235V149H234ZM213 148H215V149H213ZM234 150L235 151L237 150L236 153H235ZM161 152H163V151H161ZM161 152L158 151L159 154ZM181 152L179 154V157L177 159H174V161L177 164H179V163H181L183 161L185 162V160H187L188 157H189V155L186 156L188 153L184 154V152H182V153ZM238 152L241 153L242 155L240 154L241 156H239ZM226 153L228 155H226ZM192 154L190 155V157L192 156L190 159H194L195 158L194 156L197 153H192ZM198 155H200V154H197V156ZM235 155H237V156H235ZM197 156H196V158H197ZM102 157L103 158L105 157V158L101 159ZM60 164H63V165H60ZM211 164H212V166H211ZM199 165H200V168H199ZM72 166H73V168H72ZM66 167H68V168H66ZM162 168H163V170L160 171ZM66 169H67V171H66ZM79 169H80V172H79ZM55 170H56V172H54ZM208 170L212 171L214 173H216V172L220 173L222 178H224V179L229 178V180L226 179V181L228 180L230 183L228 181L227 182L224 181V184H223L224 186H222V188L219 189L220 191L217 190L215 193L210 192L208 190L212 194H210L208 191H205V190H204V193H203V190H201V192H200L199 189H195L196 191H194V189H193V190H191V192H189V189H187V190L186 189H181L180 192H177L176 194L174 192H170L171 194L168 193V195L170 197L168 195L163 196L164 194L161 197L160 194L162 193V191L164 189L172 187V185L175 186L176 182L173 180L174 179L173 175H178V173H179V175H181V176H185V175H188V174L190 176L191 175L195 176L196 174L198 175V174H200L202 172H205V171H208ZM181 171L183 172V175L181 174ZM65 172H67V173H65ZM166 172H170L171 175L169 173L167 174ZM230 172H231V174H230ZM61 173H62V175H61ZM51 174H52V176H51ZM233 174L235 175V177H234ZM223 175H224V177H223ZM64 178H65V180H63ZM158 179H161V180L159 181ZM162 179L164 181H162ZM232 180H235V181H232ZM52 181H53V183H52ZM165 181H166V183H165ZM149 182H152V183L150 184ZM153 182H154V184H153ZM231 182H234V183L232 184ZM58 183H63V184H66V185L70 184L69 185L70 187H68L66 185L62 186L60 184L61 185V188H60V186H58L59 185ZM148 184L151 187H152V185H154V186L150 189ZM163 185H165V187ZM77 186H78V188H77ZM160 186H161L162 189L160 188ZM81 187H82V189H81L82 191L79 190V188H81ZM130 187L133 188L132 189L133 191L131 190ZM134 187H136L137 189L134 188ZM146 188H148V189H146ZM223 188H224V190H223ZM50 189H52V190L50 191ZM85 189H87V190L85 191ZM106 189H107V192H106ZM135 189L137 190L136 192H134ZM139 189L140 190L143 189L142 192ZM152 189H154V191H151ZM46 190H45V193L47 192ZM101 190H102V192H101ZM59 191H57V192L55 191L56 194H53V193L52 194L54 196L56 195V197H58L57 195H61V193H60L61 191L60 192ZM192 191H194V192H192ZM222 191L224 193H222ZM217 192H218V194H217ZM51 193L50 194L46 193V194L53 196ZM89 193H91V191H89ZM123 193H121L120 196H122ZM205 193H207L208 196ZM204 195H206V196H204ZM214 195H216V196H214ZM69 197L72 198L71 195ZM155 197H157V199ZM109 202H110V204L114 203V202H111V201H109ZM109 202H108V207H111V206H112L111 208L115 207L114 204H111L109 206ZM109 212H111V211H109ZM176 217L178 219L179 218L180 219L178 220ZM181 217H183V218L181 219ZM148 218H150V219H148ZM168 219H169V221H168ZM136 220H138V221H136ZM139 220H140V222H141V220L143 221V222H141L140 225H139V223H140ZM135 221L138 224H136ZM94 223L97 224V225H95ZM144 223H146V224H144ZM57 224H59L60 227H62L61 223H57ZM107 224H109V225H107ZM41 225H44V224L42 223ZM111 225L112 226L115 225V226L111 227ZM106 226H107V228H103V227H106ZM127 226H129L128 228H131V226H132V228L131 229H127ZM108 228H110V229H108ZM99 229L102 230V231H100ZM121 231H123V232H121ZM107 232L108 233H112V236H113V234L115 235L116 232L120 233V235L118 233H116V234H118V235H116L117 240L120 237V240H118L119 243H118L117 240L116 241L112 240V238L113 239L116 238L115 236L110 238L111 241H113L114 243L113 242L110 243L109 237H111V236ZM258 232H261V233H259L260 237L257 235ZM255 233H257V234H255ZM107 235H108V237H106ZM82 236L81 237L79 236L80 240L76 239L78 241L75 242V245H76L75 248L80 249V246H81V248H82L81 250H84V247H85V250L84 251H77L78 253H77V257H76V261H77L76 263L77 264H85V263L86 264L87 263L88 264H92V262H94V263L95 262L96 263H98V262L102 263V261L104 262V260H103V251H91V250L95 249L96 247L100 248V247L96 246L97 244L94 245L96 241L93 240L94 241L93 242L91 240L89 242L88 240L91 237L89 239L86 238L89 235L85 237L86 241H84L85 238L82 237ZM94 236H96V234H94ZM121 237H123V238H121ZM106 238H108V241H107ZM91 239H93V238H91ZM82 240L84 242H79V241H82ZM121 240H123L124 242L121 241ZM126 240L128 241V243H127ZM120 241L125 243V245L123 243H121ZM91 242H92V244H91ZM76 243L78 244V247H77ZM126 243H127V245H126ZM181 243H184V244L187 243L191 247L188 246V249H186L187 248L186 247L185 249L178 250V248L181 245ZM120 244L123 245V246H121ZM156 244H158V245H156ZM68 245L69 246L70 245L74 246L73 243H70ZM160 246H162V247H160ZM258 246H260V247H258ZM193 248H195V250L200 249L199 256L196 255V253H194L195 250H193ZM145 254H147V255H145ZM119 256H120V258H119ZM125 257H126V260H125ZM115 258H117V259H115ZM123 258H124V260H123Z\"/></svg>",
	"mask_w": 264,
	"mask_h": 264
}]
</instances>
